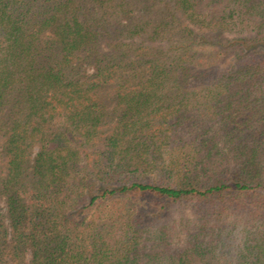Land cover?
I'll return each instance as SVG.
<instances>
[{
    "label": "trees",
    "instance_id": "1",
    "mask_svg": "<svg viewBox=\"0 0 264 264\" xmlns=\"http://www.w3.org/2000/svg\"><path fill=\"white\" fill-rule=\"evenodd\" d=\"M0 264H264V0H0Z\"/></svg>",
    "mask_w": 264,
    "mask_h": 264
},
{
    "label": "rangeland",
    "instance_id": "2",
    "mask_svg": "<svg viewBox=\"0 0 264 264\" xmlns=\"http://www.w3.org/2000/svg\"><path fill=\"white\" fill-rule=\"evenodd\" d=\"M238 241H239L238 238H235L234 241H232V242H233L234 244H237ZM230 250H234V247L231 246V247H230Z\"/></svg>",
    "mask_w": 264,
    "mask_h": 264
}]
</instances>
